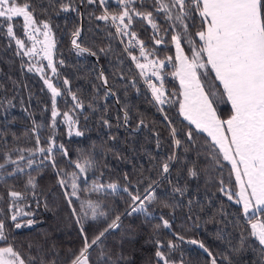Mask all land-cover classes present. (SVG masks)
Wrapping results in <instances>:
<instances>
[{"label":"trees","instance_id":"1","mask_svg":"<svg viewBox=\"0 0 264 264\" xmlns=\"http://www.w3.org/2000/svg\"><path fill=\"white\" fill-rule=\"evenodd\" d=\"M30 2L36 7L37 21L47 22L51 29L54 43L53 66L57 71L53 74L51 68L47 67L48 62L39 55L17 54L26 49H18L15 40L9 38L6 31L8 23H11L15 35L25 40L26 48L31 47V41L19 27L23 23L22 18H14L11 22H3L0 18V23L3 24V27H0V162L3 152H10L15 159L19 152L11 151L12 149H35L37 136L40 139V146L48 147V137L54 132L56 143L62 144L69 153V157H64L59 149L54 151L58 169L63 168L71 172L74 166L68 163L69 158L75 160L81 154H92L99 162L100 171L104 173L100 177V183L107 185L116 182L121 187L128 186L130 191L139 192L143 197L147 195L144 189L148 183L151 180L157 181L151 190L156 197V203L148 205L152 214L122 215L120 227L109 231L103 238L101 247L111 250L113 260L116 259L117 253H122L126 258L118 264H163L155 256L157 240L165 245L161 250L176 261V264H181V261L183 264H210L211 258L208 254L186 240L203 243L217 258V264H229L228 260L222 258L224 256L230 258L231 264H257L261 258L258 250L260 246L258 241L249 235L250 226L243 216L242 205L235 203L236 197L229 200L227 195L219 191L221 180L224 181L228 192L239 191L235 174L231 172V165L227 161H223V167L211 163V156L205 143L206 140L210 141V138L206 133L197 130L194 132L195 141L189 144L186 133L195 126L190 125L179 114L178 104H165L162 106L164 113L159 111L161 106L155 103L151 89L147 87L144 77L139 75L140 70L125 51V48L129 47L128 41L131 37L117 33L111 19V15H118L123 10L124 6L119 0H107L103 6L99 0L94 4H89L88 0H30ZM61 4L68 5V10H62ZM128 7L130 10L135 8L140 12H153L158 30L153 29L151 24L137 15H133L129 29L136 33L134 41H142L148 51L154 52L148 59L175 57V44L171 41V35L174 34L170 28L171 22L165 18V13L155 12L154 0H134ZM105 9L109 13V19H98L105 13ZM127 22L125 19V23ZM115 23L119 25L120 22L117 20ZM194 23L196 27L190 28L192 32L198 30V16ZM77 31L80 33L78 37L74 35ZM153 37L163 42L156 44ZM74 39L81 47L97 52V56L79 53L72 43ZM182 46L187 49L185 45ZM102 48L105 49L103 53L100 52ZM130 50L132 55L140 58L139 49L132 47ZM187 54L189 55L188 50ZM140 60L145 62L143 58ZM174 63V60L168 63L162 72L164 90L172 101L181 100V96L178 95L181 90L179 79L171 75L175 71ZM29 67L33 70L29 71ZM37 68L43 70L37 71ZM101 69L109 77V84L116 92V96H109L106 100L93 99L95 94L93 84L100 83L96 75ZM114 72L122 73L126 79L114 77L112 75ZM209 76L212 79L214 73H210ZM45 78L50 79L62 92V95L56 98L57 110L61 115L56 117L55 129L52 127L51 91L44 83ZM65 79L69 82L67 85L63 83ZM152 80L159 85L154 77ZM217 86L219 82L214 80L215 90ZM219 87L222 91V86ZM68 89L85 105L82 111L76 109L70 113L78 120V124L73 126L71 136L68 135V125L62 116V113L70 111L75 103ZM171 93L177 95L172 96ZM90 103L96 111L88 107ZM125 110L132 118L127 126H123L122 123ZM217 111L222 119L232 114L229 103H219ZM165 113L172 122L171 126L178 131L177 138L182 141V147L176 149L180 161L172 164L170 173L165 174L166 178L160 174L159 162L166 159L173 148L169 121L164 119ZM102 114L110 121V127L100 122ZM118 117L121 118L119 121ZM141 119L145 124L137 128ZM118 123L120 127H117ZM77 129L83 132L82 136L74 135ZM112 136L116 139H110ZM157 139L161 144L159 149L156 146ZM183 145L189 147L187 153L184 152ZM23 154L28 156L27 151ZM42 158L40 155L35 157L37 162ZM191 161H197V167L201 169L196 178L187 175V167L191 166ZM20 163L23 166L24 162ZM47 164L45 161V165ZM13 167L7 165L8 170ZM38 171L39 175L34 166L33 169L26 168L22 174L5 176L0 180V196L4 197L0 200V219L5 221L9 242L25 254V258L30 251L32 256L37 257L36 264H39L41 257L46 262L55 260L56 264H67L70 252H78L83 245L80 226L76 223L78 216L72 214L73 208L80 213V201L70 197L73 204L69 206L63 194L64 189L57 184L56 170L51 166L42 165ZM29 173L37 176L39 185L36 189L37 196L34 198L29 195L26 199L16 202V205L24 204L33 216L22 221L21 228L17 229L14 226L15 222L10 221L9 204L12 201L7 192L9 188L23 191ZM125 173L128 174L131 183L124 180ZM96 175L99 176V172ZM174 186L185 188L186 191L181 195L173 191ZM88 187H91V181ZM67 191H71L70 187ZM80 195L82 199L99 201L101 203L99 210L108 213L107 220L98 217L96 221L89 219L84 222L89 239L111 222L115 215L130 210L131 200L123 189L115 192L103 189L99 193L85 191ZM189 200L192 201L191 210ZM161 201H167L173 208L159 207ZM161 216L169 220L172 232L163 227ZM28 220H32L33 223L27 225ZM158 224L160 228L156 227ZM242 235L245 248L238 254L234 253L233 249L241 246ZM179 236H183L184 239L180 240ZM170 240L176 245L171 251L166 246ZM29 245L32 246L31 249ZM253 248L257 251L254 252ZM99 251V248L90 250L93 264H96Z\"/></svg>","mask_w":264,"mask_h":264},{"label":"snow or ice","instance_id":"2","mask_svg":"<svg viewBox=\"0 0 264 264\" xmlns=\"http://www.w3.org/2000/svg\"><path fill=\"white\" fill-rule=\"evenodd\" d=\"M107 0H99L100 5H105ZM89 4L97 3V0H88ZM123 5V10L118 15H111L113 22L119 20L117 25V33L122 36H130L128 41L129 47L125 51L135 62V66L140 70L139 75L144 77V82L149 89H151L152 96L156 104L160 105L159 111L164 113L165 104H178V111L183 118L194 125V129L190 128L187 133V140L189 144L195 141L194 132L206 133V140L208 154L211 156V163L223 167V161H227L231 165V172L235 173L236 183L239 185V191L228 192L224 186V181H220L219 191L227 195L229 200L236 197L235 203L242 205V213L246 218L247 224L250 226L251 237L258 241L260 260L257 264H264V0H154V10L156 13H165V18L171 22L170 28L174 34L171 35V41L175 44V57L168 56L166 59H148L149 56L154 55V52L148 51L142 41H137L139 44L140 58L145 62H141L140 58L132 55L131 48L135 47L133 41L136 40V33L129 31L133 15H137L151 24L153 29L158 30L157 24L154 22V15L152 11L140 12L135 8L129 9L128 5H132L134 0H119ZM61 8L67 11L69 6L61 4ZM46 11V9H44ZM36 7L30 0H0V18L3 22H11L14 18H22L23 23L19 25L23 29L24 35L32 42L31 47L26 48L24 39L15 35L13 25L8 23L6 34L9 38L14 39L18 49L24 50L18 52V55L35 56L43 52L44 58L48 60V68H51L53 74L56 73V68L53 66L51 59V50L54 43L51 38V29L49 24L44 21H37L35 16ZM199 17L198 30L190 31V28L196 27L194 21ZM100 20H108L109 13L105 9V13L98 17ZM127 19V23H125ZM41 26L44 29L42 35L44 39L38 40L34 33H41ZM0 27L3 24L0 23ZM167 32V29L165 30ZM75 36H79L77 31ZM156 44L163 41L153 37ZM123 42V41H122ZM72 43L78 49L79 53H88L92 56H97V52L89 48L81 47L74 39ZM36 44H41V49L36 48ZM191 55L185 53V48ZM100 52H105V49H100ZM175 61L173 64L175 71L171 73L172 76L179 79L180 92L179 96L183 99L172 101L169 99V94H166L163 85L162 72L167 67L168 63ZM62 63V62H61ZM29 71L33 69L29 67ZM43 69L37 68V71ZM203 70V71H201ZM210 73H214L215 81L219 82L216 90L211 87L207 90L202 84V78L208 77ZM114 77L118 76L120 80L126 79L122 73L114 72ZM159 82V85L153 82L152 78ZM99 84H93L95 94L93 99H107L109 96H116L113 86L109 84V77L101 69L96 75ZM44 83L51 91L52 98V127H56V117L61 115L57 110L56 98L62 95L58 87L54 86L50 79L45 78ZM63 83L67 85L68 80ZM101 90L102 96H101ZM71 99L75 103L70 111L62 113L64 122L68 125V135L73 134V126L78 124V120L74 119L70 114L76 109L81 111L85 105L83 101L75 94L71 93ZM170 95L175 96L176 93ZM117 102L119 99L117 98ZM230 103L232 114L228 119H221L217 115V107L219 103ZM89 108L96 111V108L90 103ZM106 111V108H105ZM121 118L118 117V121ZM128 111H124L122 117L123 126H127L131 120ZM164 119L169 121V134L172 138L171 144L173 151L166 159L159 162V171L161 176L166 178L165 174H169L172 164L180 161V157L176 153V149L182 147L181 139H178V131L171 126V121L167 114H164ZM100 122L104 126H111L108 119L102 114ZM143 119L139 120L137 128L144 125ZM120 123L117 127H120ZM74 135L79 137L83 132L79 129L75 130ZM110 139L115 140L112 136ZM5 143H7L5 141ZM35 149H12L11 151H18L19 155L13 159L10 152L2 153V162H0V180L5 176H15L18 173H24L25 169L37 170L40 166H51L56 170L58 177L57 184L61 189H64V196L67 199L69 206L73 204L70 197H75L80 201V213H77L75 208L72 209V214L78 216L76 223L80 226V234L83 240V245L78 252H70L67 264H93L91 260L90 250L99 248L97 254L96 264H118L119 261L126 258L122 253L116 254V259L113 260L111 250H105L101 247L103 238L106 234L120 227L122 215L131 216L133 213H144L150 216L152 213L148 205L156 203V197L152 194L153 185L157 181L151 180L144 189L147 195L143 197L139 192L129 190L128 186L123 187V191L128 193L131 203L129 204L130 211L115 215L111 222L107 223L103 229L99 230L91 239H89L84 228L86 220L96 221L98 217L108 219V213L101 209V203L92 199H82L80 193L91 191L99 193L104 188H109L115 192L119 184L116 182L108 183L107 185L100 183V177L103 172L98 167V160L92 154H81L75 160L69 158L68 163L74 166L71 172L63 168L58 169L57 161L53 155L56 149L61 151L64 157H69L67 149L62 144H57L55 141V133L48 137V147L40 146L39 136L36 137ZM156 146L159 149L161 144L157 139ZM184 152L187 153L190 149L187 145H183ZM27 151L26 157L23 153ZM109 151H111L109 149ZM37 155L43 157L39 162L35 159ZM199 156L200 153H197ZM222 157V159H221ZM154 159V158H153ZM45 161L48 162L45 165ZM20 162H24L23 166ZM191 166L187 167V175L191 178H196L201 169L197 167V161H191ZM7 165H13L11 170H8ZM242 166V168H241ZM106 168L107 165L105 164ZM99 172V176L96 173ZM61 173L63 177L61 178ZM246 178V179H245ZM124 180L129 181L128 174L125 173ZM89 181L91 187L89 188ZM39 187L37 176L28 174V178L24 184L23 191L9 188L7 195L11 198V207H16V202L26 199L29 195L37 196L36 189ZM70 187L71 191H67ZM174 192H179L181 195L186 191L185 188L174 186ZM4 197L0 196V200ZM147 202V203H146ZM192 201H188L189 210H191ZM39 206V200H37ZM159 207L172 209L173 205L167 201H161ZM45 207L47 204L45 203ZM20 210L13 214L10 219L15 222V228H21V224L17 222L19 215H28ZM163 227L171 229L172 225L169 220L163 216L160 217ZM32 220L27 221V225H31ZM160 228V225H156ZM183 240V236H179ZM0 264H36L37 257L32 256L30 251L22 254L14 244L9 242L6 233V226L4 219H0ZM189 243L196 244V240H191ZM157 250L155 256L158 261L163 264H176L169 256H166L161 249L165 245L157 240ZM167 248L171 251L176 247L173 241L167 242ZM29 245V249H31ZM200 247L208 254L210 264H217V258L200 243ZM245 244L243 242L239 248L233 249L234 253H240L244 250ZM254 252L256 248L252 249ZM231 260L228 256L222 257ZM39 264H56L55 260L45 261L43 257L40 258ZM181 264L183 262L181 261Z\"/></svg>","mask_w":264,"mask_h":264},{"label":"rangeland","instance_id":"3","mask_svg":"<svg viewBox=\"0 0 264 264\" xmlns=\"http://www.w3.org/2000/svg\"><path fill=\"white\" fill-rule=\"evenodd\" d=\"M165 2H166V0H165ZM43 31H44V29L41 28V33H34V34L36 35V37H37L38 40H41V41H42V40L44 39V37H43V35H42V32H43ZM51 38H52V36H51ZM52 41H53V40H52ZM31 44H32V42H31ZM185 46H186V45H185ZM41 47H42L41 44H36V48H37L38 50L41 49ZM186 47H187V46H186ZM184 48H185V47H184ZM38 55L41 56L45 61L48 62V60L44 58V54H43V52H40ZM53 56H54V51H53V48H52V50H51V59H52V62H53ZM201 71H203V70H201ZM201 82L204 83L208 88L211 87V88L213 89V86H214V79H211L210 76H208V77H203ZM130 210H131V209H130Z\"/></svg>","mask_w":264,"mask_h":264},{"label":"water","instance_id":"4","mask_svg":"<svg viewBox=\"0 0 264 264\" xmlns=\"http://www.w3.org/2000/svg\"><path fill=\"white\" fill-rule=\"evenodd\" d=\"M104 189L111 190V189H109V188H104ZM120 189H123V187L119 186L117 190H120ZM111 191H112V190H111ZM11 203H12V202H11ZM11 203L9 204V208H10V217H11L13 214H16V212H17L18 210H20V211L23 212V213H29L28 215H19V216L17 217V221H18V220H21V219H23V218H26V217H31V216L33 215V213L27 212V210L23 209V208H22V205H20V206H16V208L13 209L14 207H11ZM128 211H130V210H128ZM10 221L13 222L11 219H10ZM167 230L170 231V232H172V229H167ZM186 241H191V240H186ZM194 245H196L197 247L201 248L199 242L196 243V244H194ZM201 249H202V248H201ZM202 250H204V249H202Z\"/></svg>","mask_w":264,"mask_h":264},{"label":"crops","instance_id":"5","mask_svg":"<svg viewBox=\"0 0 264 264\" xmlns=\"http://www.w3.org/2000/svg\"><path fill=\"white\" fill-rule=\"evenodd\" d=\"M184 47V46H183ZM185 53L187 54V49H185ZM189 55H191V53H189ZM179 84H180V82H179ZM203 85H204V87H205V89L207 90L208 89V87L204 84V83H202ZM213 90H215V88H214V86H213ZM181 99H183V97L181 96ZM229 106H230V108H231V105H230V103H229ZM216 107H217V105H216ZM217 115H218V111H217ZM219 116V115H218ZM220 117V116H219ZM221 118V117H220ZM229 118V117H228ZM228 118H226V119H228ZM222 119V118H221ZM226 119H224V120H226ZM230 164V163H229ZM241 168H242V166H241ZM235 174V173H234ZM246 179V178H245ZM238 189H239V185H238Z\"/></svg>","mask_w":264,"mask_h":264},{"label":"built area","instance_id":"6","mask_svg":"<svg viewBox=\"0 0 264 264\" xmlns=\"http://www.w3.org/2000/svg\"><path fill=\"white\" fill-rule=\"evenodd\" d=\"M116 30H117V24L115 22H113ZM133 44L135 45V48H138L139 49V44L137 43V41H133Z\"/></svg>","mask_w":264,"mask_h":264},{"label":"flooded vegetation","instance_id":"7","mask_svg":"<svg viewBox=\"0 0 264 264\" xmlns=\"http://www.w3.org/2000/svg\"><path fill=\"white\" fill-rule=\"evenodd\" d=\"M20 205H22V208L23 209H25L24 207V204H18V205H16V206H20ZM27 206H29V205H27ZM16 207H14L13 209H15ZM28 211V210H27ZM28 212H30V211H28ZM30 213H32V212H30ZM33 216V215H32ZM25 220H27V218H25V219H23V220H20V221H25Z\"/></svg>","mask_w":264,"mask_h":264}]
</instances>
